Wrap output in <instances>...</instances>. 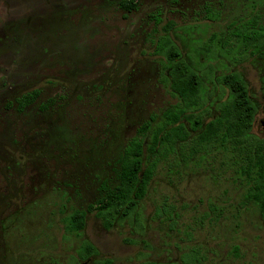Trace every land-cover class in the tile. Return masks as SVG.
<instances>
[{
  "label": "rangeland",
  "instance_id": "obj_1",
  "mask_svg": "<svg viewBox=\"0 0 264 264\" xmlns=\"http://www.w3.org/2000/svg\"><path fill=\"white\" fill-rule=\"evenodd\" d=\"M25 1L41 8L40 21L59 45L36 55L32 30L17 27L13 39L0 6V80L12 85L0 86V264H146L179 261L193 248L202 264H264V219L245 202L247 183L222 150L175 167L163 162L139 222L107 228L89 212L81 234L65 223L74 209L101 198L105 181L115 183L118 159L142 123L178 102L154 54L169 21L176 23L175 42L209 85L206 119L229 94L216 79L236 71L257 106L253 132L264 138V59L246 51L231 29L257 14L264 25V0H138L130 13L121 0H57L63 8L53 17L45 0ZM206 5L220 11L217 20L206 17ZM34 85L42 93L23 112L4 105L18 86ZM165 202L179 212L176 223L156 215ZM84 241L98 252L82 257Z\"/></svg>",
  "mask_w": 264,
  "mask_h": 264
},
{
  "label": "trees",
  "instance_id": "obj_2",
  "mask_svg": "<svg viewBox=\"0 0 264 264\" xmlns=\"http://www.w3.org/2000/svg\"><path fill=\"white\" fill-rule=\"evenodd\" d=\"M120 6L126 11H134L139 2L121 0ZM206 9L209 20H217L221 15L208 5ZM160 21L157 17V22ZM175 25L174 21L163 25V32L154 41V54L160 57L165 68L163 81L169 83L178 102L164 109L159 120L153 116L142 123L118 159L115 183L105 181L104 194L97 202L87 209H74L66 216L68 232L81 234L89 212H95L107 228L121 220L141 221L142 201L163 162L175 167L204 159L216 150L225 153L227 163L246 181L245 202L255 204L264 219V138L253 132L257 106L248 83L236 71L218 76L217 82L228 89L229 94L220 100L218 113L207 120L209 85L202 71L189 62L170 34ZM231 29L246 51L251 50L264 59V25L260 23V15L236 20ZM217 37L218 34H214L211 42ZM262 90L264 94V74ZM39 94L36 90L24 97L20 110L34 102ZM156 215L176 223L179 212L174 205L165 202L157 208ZM97 252V247L90 241H84L80 249L84 258ZM203 258L201 250L193 248L183 253L179 261L152 260L146 264H202Z\"/></svg>",
  "mask_w": 264,
  "mask_h": 264
},
{
  "label": "flooded vegetation",
  "instance_id": "obj_3",
  "mask_svg": "<svg viewBox=\"0 0 264 264\" xmlns=\"http://www.w3.org/2000/svg\"><path fill=\"white\" fill-rule=\"evenodd\" d=\"M45 1L47 2V4L44 7V8H46L45 13H47L48 15H50L52 17L57 16L55 14V12H57V11L60 12L61 8H63V7L59 6L58 4H55L56 2H58L57 0H45ZM0 4H1L0 6L3 9L5 8L4 15L2 17V26L5 29L7 26H10L11 28L14 27V33L12 32L13 35H11V37L13 39L16 40V36L17 37L20 36L19 32H16L17 27H20L21 29L25 27L24 30L28 29L27 31H29V29L32 30V34H33L32 46H35L37 48L36 49V55L38 53L41 56L42 54L46 53L48 51V47H49L46 45H48L50 43L51 44L55 43V45H59L57 43L58 38L54 37L55 34H52L53 32L49 31L48 25L44 26L41 23L40 14H42L43 12H41L39 10L41 8H37L38 7L37 5H33L32 3L26 2L25 0H0ZM127 12L130 13L133 11H127ZM19 40H21V39H19ZM19 49H22L21 45L19 46ZM43 50H44V52H43ZM6 79L7 78H2L0 80V86L2 87V89H4V87L12 86L11 82L9 80H6ZM14 87H16V85L11 87V89L14 90ZM76 88L73 89L74 92L79 91V88L78 89H76ZM36 90H38L40 92V94H39V96H40L43 88L41 86H38V85L28 86L26 88H23V86H22V88H21V86H18V89L15 92V94L10 96L7 99V101L4 102V105L5 106L9 105L21 113L28 106L35 103L37 100L36 99L34 102L27 104L26 106L23 107V110H20V108L22 107V103H23L22 101H24L22 99L24 97H26L29 93H32Z\"/></svg>",
  "mask_w": 264,
  "mask_h": 264
}]
</instances>
